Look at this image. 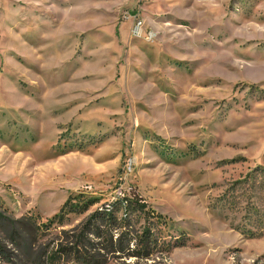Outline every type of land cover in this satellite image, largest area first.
I'll list each match as a JSON object with an SVG mask.
<instances>
[{
	"label": "rangeland",
	"instance_id": "1",
	"mask_svg": "<svg viewBox=\"0 0 264 264\" xmlns=\"http://www.w3.org/2000/svg\"><path fill=\"white\" fill-rule=\"evenodd\" d=\"M135 194L139 264H264V0H0L1 208Z\"/></svg>",
	"mask_w": 264,
	"mask_h": 264
},
{
	"label": "trees",
	"instance_id": "2",
	"mask_svg": "<svg viewBox=\"0 0 264 264\" xmlns=\"http://www.w3.org/2000/svg\"><path fill=\"white\" fill-rule=\"evenodd\" d=\"M70 199L50 221L19 218L0 206V262L5 264H135L169 252L159 234L162 216L139 195ZM87 213L69 230V215ZM140 222L142 224H140ZM183 244L182 246H184Z\"/></svg>",
	"mask_w": 264,
	"mask_h": 264
},
{
	"label": "built area",
	"instance_id": "3",
	"mask_svg": "<svg viewBox=\"0 0 264 264\" xmlns=\"http://www.w3.org/2000/svg\"><path fill=\"white\" fill-rule=\"evenodd\" d=\"M133 26H132V29H131V34L133 37H141L143 34H144V31H143V27H142V22L141 21H133ZM149 38H153L154 37V33L153 32H149L147 31L146 34Z\"/></svg>",
	"mask_w": 264,
	"mask_h": 264
}]
</instances>
